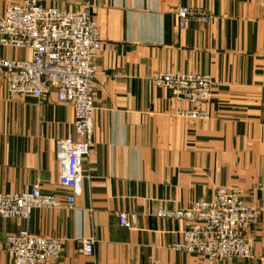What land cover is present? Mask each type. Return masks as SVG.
<instances>
[{"label":"crops","instance_id":"crops-1","mask_svg":"<svg viewBox=\"0 0 264 264\" xmlns=\"http://www.w3.org/2000/svg\"><path fill=\"white\" fill-rule=\"evenodd\" d=\"M20 0H0V16ZM65 10L90 7L102 46L95 59L96 111L85 177L74 208H42L30 220L0 215V264H10L7 235L28 230L61 238V256L47 264H264V5L262 0H40ZM205 8L208 24L181 30V7ZM31 51L0 44V58ZM210 74L207 120L179 110L192 105L154 84L155 72ZM77 137L74 110L57 92L40 100L10 92L0 71V192L65 198L56 139ZM240 192L260 212L250 228L248 259L211 260L175 251L188 223L157 216L218 188ZM126 212L133 226H122ZM93 236L95 255L80 252Z\"/></svg>","mask_w":264,"mask_h":264},{"label":"built area","instance_id":"built-area-1","mask_svg":"<svg viewBox=\"0 0 264 264\" xmlns=\"http://www.w3.org/2000/svg\"><path fill=\"white\" fill-rule=\"evenodd\" d=\"M264 5V0H262ZM179 27L190 22L208 24L212 15L205 8L181 7L177 12ZM0 44L31 51L25 59L0 58V71L10 92L42 99L57 92L59 101L72 105L77 137L56 139V156L61 165V185L70 190L65 197L46 194L38 186L27 192H0V215L30 220L35 209L64 206L72 209L76 190L84 179V162L88 158L94 132L96 111L95 59L102 46L100 28L90 7L65 10L45 6L40 0H20L9 5L0 16ZM151 81L167 87L173 96L188 101L192 108L179 110L188 119L207 120L210 113L202 106L213 97L214 81L210 74L155 72ZM264 189V183L260 185ZM122 226L133 222L126 212L119 213ZM157 216L188 223L181 240L173 249L211 260L248 259L254 254L250 228L259 221L260 212L246 203L236 189L218 188L211 200H196L177 210L160 209ZM93 236L80 240V252L95 255ZM61 238H49L21 230L9 234L5 251L10 264H47L61 256Z\"/></svg>","mask_w":264,"mask_h":264}]
</instances>
